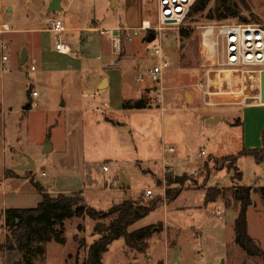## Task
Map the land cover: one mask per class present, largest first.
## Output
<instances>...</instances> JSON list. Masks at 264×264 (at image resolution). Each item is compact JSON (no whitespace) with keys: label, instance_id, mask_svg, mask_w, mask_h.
<instances>
[{"label":"rangeland","instance_id":"obj_1","mask_svg":"<svg viewBox=\"0 0 264 264\" xmlns=\"http://www.w3.org/2000/svg\"><path fill=\"white\" fill-rule=\"evenodd\" d=\"M237 1L241 3V0ZM245 2L251 10L243 8V14L251 19V22H254V16L264 22V0ZM36 5L28 0H0V29L3 23L17 29L15 34L0 33V61L3 55L9 58L6 62L8 72L3 74L0 69V243H4L8 235L5 228L6 210L14 207H36L41 202L42 194L38 191L36 183L46 192L63 190L69 195L82 193L89 206L110 213L125 200L117 185L121 178L119 175L113 176L120 165L126 168L135 167L132 195L127 199L148 204L155 199L145 196V190L149 188H155L156 196L165 198L169 187L166 181L162 180L164 172L165 176L169 174L174 178H186L182 183L172 184V192L178 189L186 191L174 200L170 210L165 203L161 204L129 228L130 232H135L153 224L162 223L165 226V232L155 234L148 240V249L138 251L129 248L122 237L115 240L110 250L104 254L105 264H264L262 258L250 257L241 249L234 229L239 212L238 204L233 198V190L240 186L238 179H234L237 176V166L245 175L243 185L256 184L257 188L264 186V176L258 175L262 174V163L259 167L253 156L239 155L243 149V129L246 122L250 130V144L263 142L258 135V129L264 123V107L249 113L247 120L244 117L245 108L232 109L254 101L248 98V101L244 102L245 96L258 95L257 78L254 76L250 79L247 76L248 83L244 84L236 73L229 70L220 72L221 67L211 68V75L215 80L214 90L218 92L213 95L212 100L224 103L217 107L230 108L231 112L225 113V109H221L224 120L210 124L205 120V113L202 111L205 105L198 84L204 81L207 70L203 67V61L206 60H203L201 54L200 40L203 27L213 22L207 15L209 9L215 6V0H212L204 13L187 19L180 28L167 29L162 40L157 37L152 42L146 38L149 33H156L153 27L158 21L157 7L150 5L145 8L140 2L143 20L152 25L147 31L135 29L137 34L132 32L133 40L124 41L121 53H114L118 58V67L115 70H119L120 76L125 77L127 81L140 76L143 77L142 82L145 78L150 82L143 90L141 98H146L152 105L151 108L166 110L162 111L168 118L161 134L168 139L171 137L175 143L182 140L178 144H165L168 150L170 146L175 145V152H168L167 161L163 162L161 157L156 160L157 158L143 156L145 162L141 168L136 167L134 149L123 148L121 142L104 146L105 133L94 124L96 115L79 112L80 103L68 99L70 91L78 89L75 85L61 82L58 76L62 75V72L57 70V67L62 66L66 70L77 64L71 56L56 50V33L45 30L49 25L43 21L44 8ZM76 8L77 5H74L67 15L63 12L53 15L62 18L66 28L68 25H91L90 19H96L97 25L101 27L97 34V45L92 48L89 46L88 39L91 34L88 32L67 30L64 31V39L72 50L77 51L75 55L81 56L82 63L95 64L110 59L114 52L111 30L115 28L112 26L117 23H120L121 28L124 26L125 10L113 6L110 1L107 8L99 5L95 16L85 22H79ZM31 28H42L43 31L34 33L28 30ZM182 29L188 34L183 35ZM4 44L10 48L2 49ZM158 44L163 45L170 62V68L165 71L159 87L152 82L148 73L149 69L159 62L158 56L154 54ZM24 48L28 49L30 61L21 65ZM36 48L37 53L41 54L40 59L34 55ZM34 58L37 69L32 71ZM232 80L235 81L234 84ZM226 82L229 83L230 90L227 89ZM67 88L68 90L63 92ZM34 89L38 91V96L30 95ZM113 89V99L122 101L123 89L120 91V86ZM130 95L129 90L126 96ZM31 99L32 103L37 104L26 109ZM64 99L68 103L67 106L62 105ZM239 102L244 104H238ZM200 109L202 113L196 117L194 111ZM117 115L123 119L129 118L124 114ZM238 118L242 119V125L236 124ZM178 123L180 129L177 132L174 128ZM142 144L143 141L138 144L139 150L143 148ZM201 147H205L216 157H209L210 154L205 158L198 157L197 153ZM156 152H152V156ZM101 153L117 155L120 158L110 164L111 172H104V164L107 162L97 159ZM231 155L239 156L237 164ZM19 158L26 161L31 158L35 162L34 168L19 169ZM194 165L199 167L191 172ZM172 169H175V172ZM50 185H53V189H50ZM226 186L228 187L225 198L206 201L209 187ZM252 197L253 205L249 208L250 234L264 247V199L257 191L252 193ZM218 210L222 211L221 215L217 214ZM111 218L97 220L86 216L66 220V243L49 242L46 244V253L36 255L33 264L82 263L88 246L95 242L96 224L99 221L109 224ZM81 225L82 230L79 228ZM81 240L82 245L79 242ZM150 255H153V258H150ZM21 259L22 254L18 250L0 251V264H16Z\"/></svg>","mask_w":264,"mask_h":264},{"label":"crops","instance_id":"obj_2","mask_svg":"<svg viewBox=\"0 0 264 264\" xmlns=\"http://www.w3.org/2000/svg\"><path fill=\"white\" fill-rule=\"evenodd\" d=\"M28 1L33 2L34 5L37 4L36 7L38 6L40 8L41 7L44 8L42 17L45 15V13L49 12L48 6L50 3V0H28ZM109 3H110V0H63V2H62L63 11L62 12L65 13V15H67L68 12H70L73 9L74 5H77V8H76L77 20L79 22H85L86 20H89L90 18H92L93 16L96 15V12H97L99 5L102 8H107ZM117 6L120 7L121 9L125 10V13H126V19L123 22V25H124L123 27L133 29V30L142 29V30L147 31L148 27H150L152 25L148 22L146 23L143 20L142 10H141L142 7L140 5L139 0H117L115 7H117ZM10 8H9V10H10ZM51 13L55 14V13H59V12H51ZM60 19L62 21V18H60ZM91 20H92L91 25L88 24L87 26H81L80 25V26H76V27H69V25H68L67 28L65 27L64 24H63V26H64L65 31L77 30L80 33H84V32L90 33L91 35L89 36L88 41H89V46L92 48V47H95L97 45V41H98L97 34H98V32H100L101 27L99 25H97L96 19H90V21ZM43 21L46 22L44 18H43ZM119 25H120V23H117V25H113L112 28H115V29L120 28ZM11 29L12 30H10L6 33H14L15 34L17 32V29H14L12 27H11ZM28 30H32L34 33H39L40 31H43L42 28H38V29L37 28H31ZM45 30H49L51 32H54V31L50 30L49 27L45 28ZM14 34H12V36ZM81 38H82V36H81ZM37 52H38V49L36 48L34 51V55H36L35 57L39 56V59H40L41 54L37 53ZM76 53H77L76 50H74V52L72 54L62 53L64 55H68L69 57L71 56V58L75 59V63L77 65L72 66V67H68L66 70H64V67H62V66L57 67V70L62 72L61 73L62 75H60L58 77L61 80V82H63V83L67 82L66 83L67 85L68 84L69 85H75L76 88L78 89L77 91H70L71 95L68 97V99L72 100L73 102L80 103L78 105L80 107L79 112L82 111V113L86 114V115L92 114V113L94 116L96 115V120L94 121V124H96L97 127L100 128L103 133H105V134H103V138L105 139V140H103L104 144H105L104 146L109 145V144L112 145V144H114V142H118V143L121 142V145H124L123 148L134 149L136 152L135 153L136 154L135 155L136 156L135 157L136 158V167L143 166V163L145 162L143 159V156H149L150 158H157L156 160L160 159L159 157H161L163 162L167 161L168 160V158H167L168 152L174 153L175 150L174 151L168 150V147H166L167 145H165V144L167 142L169 144H178V143H181L182 140L181 141L177 140V143H175V142H173L174 139H172L171 137L168 139L164 136V134H161V131H162L161 129L165 128L164 122L168 118V116L163 115L162 111L165 109L164 108L163 109H160V108L124 109L123 108V103L125 100L135 101V100L140 99L142 97L143 90H145L146 87L150 85L149 84L150 82L146 78L144 79V82H142V81L138 82L137 79L140 76L135 78V80L130 79L128 81L125 80V77H122V75L120 76L118 74L119 70H115V68L118 67V66H116V60H118V58L116 57V54H114L115 52H113V54H111V56L109 55L110 59L103 60L102 63L97 62L95 64L80 62L81 56L79 54L75 55ZM28 54H29V52H28ZM29 58H30V54H29ZM29 58H28V60H29ZM118 62H120V60ZM141 62L142 61H139V63H141ZM59 71H56V73H59ZM119 76H120L121 80L123 79L122 82H121ZM119 86H120V91H122V89H123V93H124L123 100L120 102L115 101V99H113V91H114L113 88L119 87ZM34 90H36V89H34ZM67 90H68V88L65 89L63 92H65ZM129 90L131 91V95L126 96L127 91L129 92ZM32 92L30 94L31 96H32ZM202 96H203V94H202ZM32 101L33 100L31 99V103H32ZM202 101H203V104L205 105L204 97L202 98ZM194 102H195V98H194ZM216 103L217 104L214 106H206L205 105V108L202 109V111L205 113L204 114L205 120L210 124H217V123L221 122L222 120H224L225 116H224V113L223 114L221 113L222 112L221 109H225L224 110L225 113L231 112L230 108L217 107L218 105H222L224 103H221V102H216ZM238 104H244V103L239 102ZM62 105L63 106L68 105V103L65 99L62 102ZM62 105H61V107H62ZM32 106H34V104ZM249 107H251V108H249ZM254 107H258V108H254ZM261 107H264V104L256 103L254 100L253 102H250V103L246 102L242 107H239V108L238 107H232V109L234 108V109L239 110L241 108H245V116L244 117H245V120H247L249 113L251 114L255 109H259ZM213 108H217V109H213ZM200 111H201V109L199 111H194L196 117L200 116V113H202V111L201 112ZM214 112H216V113H214ZM117 114H120L121 116H122V114H124V115L129 116V118L123 119V118H120ZM159 116H162V118H159ZM215 118H218V120L216 122H212L211 120L215 119ZM238 119H240V122L237 124L242 125L243 124L242 119L241 118H238ZM246 123H245L244 129H243V149L240 152H242L244 149L251 150V149H255V148L256 149L262 148L263 142L259 143V144H254V145L250 144V140H249L250 130H249V126H247ZM179 129H180V124L178 123L177 127L174 128V130L178 132ZM263 132H264V123L262 125H260L259 129H258V135H259V137L261 136L262 141H263ZM153 135H154V138H153ZM138 136H139V138H138ZM142 141H143V144H142L143 148L141 150H139L138 144ZM174 146H170L169 148H175ZM154 151H157V152L155 155L153 153V156H152L151 153ZM208 154H210L209 157H216L215 154H212L209 152L207 153V155ZM97 159L98 160L104 159L105 162H107L104 164V166L108 165L110 167V170L108 172H111V169H112L110 164L120 160V158H118L117 155H104V153H101L99 158H97ZM255 160L257 161L259 167H260L261 163H262L261 167H263V170H260V171H262V174L258 173V175L264 176V159H263V162L258 161L256 158H255ZM96 162L99 163V161H96ZM198 167L199 166L194 165L193 170L191 172L196 171L198 169ZM172 171L175 172V169H172ZM104 172H106V171H104ZM116 172L117 173H115V175H113V176L119 175V177L121 178L122 174H123L124 175L123 179L128 180L130 182L129 186H119V183L121 181V179H120L118 184H117L119 189L123 192L122 198H124L126 200L129 195H132L131 186H132L134 174L136 173L135 167L134 168L133 167H127L126 168V167H122L119 165ZM184 173H186V172H184ZM165 177L166 176H165V172H164L162 180H165L164 179ZM244 178H245V175H244ZM38 182L42 186H44L40 181H38ZM257 184H259V183H257ZM240 185H243L242 181L240 182ZM248 186H250V185H248ZM227 187L228 186L222 187V188H227ZM251 187L257 188V185L254 184ZM155 191H156V189H155ZM185 191L186 190H183L181 194H183V192H185ZM49 193H51V194H59V193L68 194L67 191H63V190L56 191V192L54 190L53 191L50 190ZM173 203H174V201L173 202H165L168 210H170V207L173 205ZM221 203L223 204L222 200H221ZM248 221H249V234H250L251 227H250L249 211H248ZM165 231H166V228L163 225L162 233ZM168 233H169V230H168ZM97 239H98V236L95 237V241ZM176 240H178V239H176ZM260 246H261V244H260ZM262 248L264 249V247H262ZM86 258H87V255L85 256V259ZM150 258H153V255H150ZM103 263H104V256H103ZM160 264H165V263L160 262Z\"/></svg>","mask_w":264,"mask_h":264},{"label":"trees","instance_id":"obj_3","mask_svg":"<svg viewBox=\"0 0 264 264\" xmlns=\"http://www.w3.org/2000/svg\"><path fill=\"white\" fill-rule=\"evenodd\" d=\"M212 0H197L192 6L187 19L194 17L200 13L207 11ZM243 8L250 11L245 0L241 3L237 0H215V6L208 11L207 17L213 21L238 20L240 22H251L247 16L243 14ZM186 19V20H187ZM254 22L263 23L259 17L252 18ZM183 35L188 32L181 30ZM152 105L146 98H140L136 101L127 100L123 103L124 109H147ZM240 119L236 120V124ZM241 156H253L258 161L263 162L264 159V132L263 146L259 149H244L240 152ZM232 159L238 162L239 156L231 155ZM224 169V168H222ZM220 170V169H219ZM211 174L208 175L207 181ZM232 176L231 179H233ZM244 174L237 166V176L239 182L243 180ZM186 178L172 175H166L165 181L169 187L165 198L155 196L148 204L140 201L126 199L122 203L115 206L110 213L99 211L89 206L82 193L66 194L59 193L53 195L44 191L41 186L36 183V187L42 194V200L36 207L21 208L14 207L7 209L5 212V228L8 232L6 241L0 243V251L18 250L22 254V259L16 264H33L36 255H44L46 253V244L55 241L65 244L64 224L65 221L72 218H85L91 216L94 219L112 217L109 224L99 221L94 230V235L98 239L88 246L87 258L76 264H104L103 256L110 250L112 243L120 238L125 239V243L129 248L145 251L148 249V240L155 234H161L163 225L153 224L143 227L135 232H130L129 228L139 220L147 217L152 211L165 202H173L176 200L183 190L178 189L172 192L170 189L174 183H182ZM257 191L261 193L264 199V186L253 188L247 185H240L233 190V198L238 204V217L235 220V233L240 237L238 245L250 257H260L264 261V249L249 234L248 211L253 205L252 193ZM227 188L209 187L207 189L206 201L212 202L219 198L226 197ZM81 230L83 226L79 227ZM82 245L83 240L79 241ZM82 247V246H81ZM80 247V248H81Z\"/></svg>","mask_w":264,"mask_h":264},{"label":"built area","instance_id":"obj_4","mask_svg":"<svg viewBox=\"0 0 264 264\" xmlns=\"http://www.w3.org/2000/svg\"><path fill=\"white\" fill-rule=\"evenodd\" d=\"M145 8L150 5H156L157 7V25L153 27L156 31V38L160 40L163 38V33L167 29L172 27L180 28L190 13V10L197 0H139ZM45 21L49 25V29L56 33L55 48L59 52L72 54V50L69 43L64 39V26L60 18H56L53 13H45ZM12 30L9 24L4 23L0 29V33H6ZM137 34L136 30L120 27L111 30V40L114 45V52L120 54L124 41H132V32ZM149 33V32H148ZM150 34V33H149ZM162 44L155 46L154 54L158 56V64L151 67L148 71L149 76L153 83L159 84L162 82L165 71L170 68V62L162 47ZM201 54L203 56V67L206 68V76L204 81L199 83L198 86L202 91L204 97V103L206 106H214L217 103L212 100L213 95L218 94L215 89V80L211 75V68L221 67L220 72L229 70L232 73H236L241 78V82L247 84V76L252 79L253 76L258 81V94H261V72L264 70V22H240L238 20H225V21H213L203 27L201 32ZM6 44L2 49H9ZM9 60L7 55H3L0 61V69L3 74L8 72L6 62ZM31 70L35 71L37 66L35 65L36 59L34 58ZM250 73L254 75H249ZM143 77L137 79L138 82ZM232 80V84H234ZM227 83V89L230 90L229 83ZM252 86V85H251ZM248 87V86H247ZM163 90V88L161 89ZM244 91V90H243ZM33 96H38V91L32 92ZM258 101L257 96H245L244 102L247 99ZM34 106L37 103H33ZM32 104V105H33ZM170 151H174L175 148H170ZM198 157L205 158L207 151L202 147L198 153ZM110 167L104 166V171L108 172ZM45 175V173H44ZM53 189V185L50 186ZM165 188H163V193ZM147 198H153L156 196L155 189L149 188L145 191ZM222 211L218 210L217 214L221 215Z\"/></svg>","mask_w":264,"mask_h":264},{"label":"water","instance_id":"obj_5","mask_svg":"<svg viewBox=\"0 0 264 264\" xmlns=\"http://www.w3.org/2000/svg\"><path fill=\"white\" fill-rule=\"evenodd\" d=\"M113 4V6L116 5L117 0H110ZM63 0H50L48 11L49 12H62L63 11ZM156 39V33L151 32L148 37L146 38L147 41L152 42ZM29 58L28 50L27 48L23 49L22 57H21V65H24ZM190 97V95H189ZM261 103L264 104V70L261 72ZM32 106V103H29L26 106V109H29ZM218 118L212 119V122H216ZM28 162V163H27ZM35 166V162L29 158L27 161L19 158V169H32ZM124 175L122 174L121 181L119 183V186H129L130 182L128 180H124ZM240 237L237 235V242L239 241Z\"/></svg>","mask_w":264,"mask_h":264},{"label":"bare ground","instance_id":"obj_6","mask_svg":"<svg viewBox=\"0 0 264 264\" xmlns=\"http://www.w3.org/2000/svg\"><path fill=\"white\" fill-rule=\"evenodd\" d=\"M253 77H254V76H253ZM257 98H258L259 100H258V101H255V102H256V103H260V104H262V103H261V94H258V95H257Z\"/></svg>","mask_w":264,"mask_h":264}]
</instances>
